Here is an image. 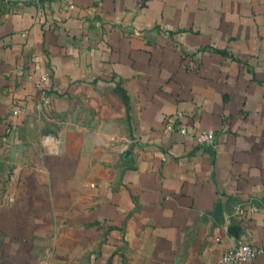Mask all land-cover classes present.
Listing matches in <instances>:
<instances>
[{
    "label": "crops",
    "instance_id": "crops-1",
    "mask_svg": "<svg viewBox=\"0 0 264 264\" xmlns=\"http://www.w3.org/2000/svg\"><path fill=\"white\" fill-rule=\"evenodd\" d=\"M250 202L264 0H0V264H264Z\"/></svg>",
    "mask_w": 264,
    "mask_h": 264
},
{
    "label": "built area",
    "instance_id": "built-area-1",
    "mask_svg": "<svg viewBox=\"0 0 264 264\" xmlns=\"http://www.w3.org/2000/svg\"><path fill=\"white\" fill-rule=\"evenodd\" d=\"M27 1V0H25ZM70 8H73V5H69ZM47 81V76L42 75L40 79L36 82V87L39 90H44L45 82ZM49 103L48 97H42L36 103V110L40 111L44 109V106ZM22 112V109L17 107L14 109L13 114L19 115ZM182 113L178 114V117H181ZM171 129H177L182 134H187V129L178 124L170 125ZM215 132L212 129L203 130L197 135V141L200 146H215ZM13 177V174L11 175ZM235 213L240 216L251 215L255 213L264 214V206L258 205L256 203H243L235 207ZM263 250L255 249L248 243L240 242L237 246L227 249L213 264H239L242 262H247L253 260L256 256L261 254Z\"/></svg>",
    "mask_w": 264,
    "mask_h": 264
}]
</instances>
